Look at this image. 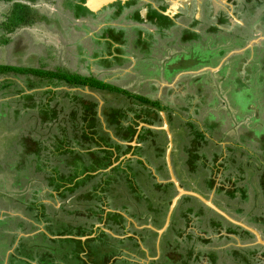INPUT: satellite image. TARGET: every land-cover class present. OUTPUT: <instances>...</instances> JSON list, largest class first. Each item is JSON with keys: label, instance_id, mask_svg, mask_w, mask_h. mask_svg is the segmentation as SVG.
I'll return each mask as SVG.
<instances>
[{"label": "trees", "instance_id": "16d2710c", "mask_svg": "<svg viewBox=\"0 0 264 264\" xmlns=\"http://www.w3.org/2000/svg\"><path fill=\"white\" fill-rule=\"evenodd\" d=\"M4 2L12 3L10 9V20H7L3 23L4 28L9 31V34H12L15 29L24 22V19H27V24L31 23V14H34V11L30 8L39 0H3ZM45 1V0H44ZM84 1V0H82ZM258 6V5H257ZM255 6V8L257 7ZM79 9L78 14H82L81 6H77ZM41 19V18H40ZM8 34V35H9ZM0 43L3 45H9L11 39L8 37L1 36ZM194 64V63H193ZM10 72H15L16 74H31L36 77H40L43 80H56L66 83L68 86L73 88H82L89 87L92 90H96L102 93H111L117 96L123 97L125 101H131L124 106H120L117 109L112 108L111 105L103 109V116L108 128L115 134V136L127 143H131L134 140L136 135V130L139 125V122L145 123L148 125L161 124V117L159 112L166 111L165 107H161L160 101H152V99L142 96L130 94L127 91H123L116 87H113L110 84L104 83L98 80H89L83 77H78L76 75H66L63 72L61 74L50 72V71H41L36 69L25 68L22 69L13 67L11 65H0V75H8ZM32 96L25 97L28 98L27 102H32L29 105L38 108V115L40 116V125L43 128L51 129L53 128L56 131L62 132L61 135H55L50 140H53L51 145H47L43 141H37L36 139H28L26 137H21L17 145L13 148L20 146V148L14 149V153L18 158V167L15 172L18 174L26 173L28 164L30 162H36V160L41 161V157H44L46 164H50V153H55L56 157L65 156V168L63 167L64 173H61L57 168L51 167V172L49 173L47 180V186L54 192L58 193L60 199H65L67 197H73L76 192H79L82 187L87 186L89 182H92L90 189L86 190V193H82L76 197L77 200L84 201H95L101 202L103 199H109L107 197L108 192L115 191V188H111L112 185L121 186L119 193L124 192L123 195H119L120 198H123L126 205L122 206V211L129 214L132 218L140 219L147 225L149 222L157 228H162L164 225L166 215L169 209L172 198L176 195V190L171 183H157L155 178L152 176L151 172L144 166L143 162L135 159H125L121 164L113 167L110 171L104 172L109 169L114 163L118 162L119 158L125 157L127 154L132 153V155H139L143 150L140 147L132 148L130 146H122L115 143L110 136L100 131V121L97 116V107L98 102L95 99H88L83 95H78L75 100L70 101V103H64L62 108L66 106H76L80 109L85 108V112L78 115V111L70 113V118H73V122L76 124L78 117L82 116L81 127H77L75 124L66 128L65 120H62V117L66 114L61 115L60 112H57L56 109L50 108L49 106L42 107L41 103H36ZM111 102V100H110ZM109 104V103H107ZM32 107V109H35ZM61 108V109H62ZM175 112V111H173ZM134 115L132 118H128V114ZM61 115V116H60ZM168 123L170 128L172 127V112H169L167 115ZM189 119H183L182 124L179 123L178 129L183 131L182 136L179 141L178 147L176 150L178 152L179 161L181 163V168L184 172V168L188 170L185 173L190 175L195 173L200 167L204 171V176L199 180L198 189L196 192L201 193L203 196H208L211 190L218 184V188L215 191V197L227 201V207L231 209V202L235 199H239L240 203L243 205L247 202L250 203V196L247 194L246 186H239L237 181H231L230 176L224 177L220 183H217V174L219 170L226 172L231 168L236 167L237 158L233 156V149L231 146L227 147L226 153L227 157L222 158L220 147L211 143L206 138V132L212 133L214 129L217 128V123L210 122L209 125H206L202 130L201 127L194 124ZM138 121V122H137ZM130 123L129 125H125ZM212 136V134H211ZM264 135L258 134V145L257 149L261 147L260 153H256V150L249 152L248 160H252L253 163L257 162V166L263 169L261 174L258 173L256 176V184L260 188L259 196L256 192L252 191L254 199L257 197L260 199L264 205ZM163 137L161 141H158L156 138ZM157 141V143L149 144L148 141ZM28 140V142L26 141ZM138 143H143L145 147H152L154 155H156L158 162L156 167V172L162 177L163 180H168L169 176L167 174V169L165 165V148H166V137L164 133L152 131L151 129L144 128L142 129L138 139ZM147 145V146H146ZM94 148L95 150H91ZM21 149V150H20ZM78 149V150H77ZM148 149V148H147ZM207 149V150H205ZM210 150L212 152L210 153ZM3 156V155H2ZM14 156V155H13ZM33 158H36L35 161H32ZM0 167L10 168V162L5 161L2 157L0 158ZM44 166V165H42ZM50 166V165H49ZM12 170H14V165H11ZM40 168L34 169L36 172H42ZM47 167V166H45ZM236 168H240L237 166ZM45 168L43 167V170ZM98 173V174H94ZM240 179H244L243 173L241 174ZM119 177L117 180L116 178ZM192 179L197 180V178L192 177ZM121 181V182H120ZM226 184L232 185L231 189H226ZM194 189V190H196ZM193 190V191H194ZM152 191L157 192L158 198L157 202H154V205L151 203V198L153 197ZM262 192V193H261ZM123 194V193H122ZM116 196V199L119 198ZM225 196V197H224ZM257 201V200H256ZM189 202L193 204L190 208L183 211L182 203ZM123 203V202H122ZM197 204L198 208L194 205ZM178 211H175L172 216V221L166 232L174 233L176 237H181L182 229L186 228L188 224V214L195 215L197 217L202 216L205 220L200 221L199 228L206 236L218 235L222 230H225L227 235L239 236L241 239L253 240V236L245 230H242L239 227L233 226L223 218L215 214L210 209L203 206L198 200L191 197H184L181 199L178 204ZM39 208V209H38ZM264 211V206L261 207ZM38 209L36 212V218L48 219V215L44 212V205L39 207H34L33 210ZM253 209H250L253 212ZM95 215H101L102 211L98 210L94 212ZM187 213V215H186ZM235 214H243L245 210L243 208L234 209ZM249 216V213H247ZM113 221L116 224L123 225L124 219L119 214H110ZM145 217V220L142 219ZM156 218V219H155ZM185 219V225L181 224L180 219ZM248 223H258L264 224V212H261L260 216L248 217ZM255 222V223H254ZM204 223V226L202 225ZM202 226V227H201ZM66 233V232H64ZM77 236H82L85 231L80 230L76 232ZM106 236L107 235H103ZM153 236H156L153 233ZM192 239V236L188 239ZM200 242L203 245H210L213 240L211 239H202L199 238ZM227 241L230 242V238L227 236H220L218 240L215 241ZM66 243L71 246V253H64V257L61 259L57 256H54L52 253H39L37 256L38 262L40 264H108V262L115 256H120L121 253H82V243L80 241H66ZM65 243V244H66ZM92 241H88L87 245L91 244ZM171 243V242H170ZM168 242V244H170ZM171 246V245H170ZM193 249V246L191 247ZM22 247H20V250ZM259 250H264L262 247L260 249L252 247L249 252V256L244 257V254H241V250H238V253H234L233 256L239 258V264H262L261 258L259 259L258 255L261 254V257L264 256V253H259ZM174 253H163L161 259H159V264H169L174 260ZM179 256L180 264H187V260L190 261V264H197L206 257L210 264H217L218 256L217 253H176ZM228 253L223 254L227 257ZM30 256H35L30 254ZM24 257L23 253H15V255L10 257V262L12 264H25L24 260L21 258ZM39 257V258H38ZM51 257L53 259H51ZM58 258V259H57ZM181 258H184L186 261H182ZM241 258V259H240ZM250 258L252 261L250 262ZM72 263H69L71 262ZM124 261V260H120ZM64 262V263H63ZM118 260L114 264H118ZM124 264H130L125 261ZM179 264V262H178Z\"/></svg>", "mask_w": 264, "mask_h": 264}, {"label": "rangeland", "instance_id": "374dc122", "mask_svg": "<svg viewBox=\"0 0 264 264\" xmlns=\"http://www.w3.org/2000/svg\"><path fill=\"white\" fill-rule=\"evenodd\" d=\"M12 3L4 2L3 0H0V38L2 35L4 37H9L11 39L10 41V48L7 45H3V43H0V65L6 64L14 66L16 68L22 67V69L30 68V66H33V68L39 69L41 71H44L46 69L40 68V67H34L35 63L40 65H46V60H52V65L55 67H63V69H52L53 72L57 71L58 74H61L63 72L66 75H70V67H69V61L71 58V61L73 62L74 54H77L73 48L70 47L69 43H71L72 39H67L65 36H61L58 31L54 28V25L52 23V30H48V28L45 27L43 20L44 19H51V21L57 20L53 16V12L57 13L59 11V2H55V0H39L30 8L32 11H34V14H31V23L27 24V19H24V22L19 24V26L15 29V31L12 34H9L10 32L7 31L3 23L7 20H10V9L12 7ZM58 6V7H57ZM261 7V6H260ZM64 14V13H63ZM65 16H68L65 14ZM42 18V19H40ZM61 22L65 23L66 19L63 17L59 18ZM252 20V19H249ZM59 21V22H60ZM41 22V23H40ZM60 24L62 25V23ZM243 22V21H242ZM77 23V22H76ZM63 27V25H62ZM253 27V24L249 22L247 24V28L251 29ZM68 30V29H67ZM9 34V35H8ZM66 34L71 37L70 30L66 31ZM261 34V33H259ZM247 35L249 37H253V33L247 32ZM263 35V34H262ZM22 36V43H20L19 37ZM64 40L63 41V38ZM229 40V39H228ZM225 42H229V41ZM237 40L235 37L230 38V43L234 42L237 43ZM209 42V40H208ZM208 46L211 47V43H208ZM26 43V44H24ZM27 45L28 48L25 50V53L27 55L34 54L35 56H43L44 54H41L39 52L44 53L46 51V55L43 56V59H26L25 60V53L24 54H17L18 52L21 53V47ZM193 45V43H191ZM43 48H40V47ZM20 47V48H19ZM186 47V45H185ZM24 48V47H23ZM35 48V49H34ZM198 45H195V47L192 49H197ZM47 49V50H46ZM187 52V48H183V55H188L184 60L186 63L187 61L194 62L195 59H198L196 62H200L198 52L193 51ZM38 53V54H37ZM204 53V52H203ZM37 54V55H36ZM206 54H209V51L207 50ZM69 55V56H68ZM29 56V55H27ZM68 56V57H67ZM205 56V55H203ZM210 58L213 56V54L208 55ZM207 56V57H208ZM203 58V57H202ZM177 65L179 63L178 59H175L174 61ZM188 64V62H187ZM50 66V65H49ZM54 67V68H55ZM172 67V68H173ZM69 70H68V69ZM171 66H169V70H172ZM15 73V72H13ZM70 73V74H69ZM33 76L31 74H20L15 76H11V74L8 75H0V158L2 157L5 161L10 162V168L8 167H0V253H2L5 249H10L8 246L9 244V235L6 234L5 227L7 226L10 228V225L12 227L16 226L18 224V220H20L21 217H24V211H26V207H28L29 212L33 211L35 206H40L39 203L44 205V212L47 215H54V217L57 220H63L66 223H69L71 225H78V224H86V220L89 219L88 217L90 214H88V217H86L85 214H82L84 209H86L85 202L81 201L79 202L76 197L79 196L82 193H86L85 191L90 189V186L92 182H89L87 186L82 187L79 192H76V194L64 201L63 205L60 206L58 203H56V199L54 200L52 197H48L47 189L49 187L47 186L48 180L47 177L49 173L51 172V167L57 168L58 171L61 173H64L63 167L65 168V156H59L56 157L55 153H50V159L49 163L46 164V159L44 157H41V161L43 163H40V161L36 160V162H30L29 168H27L26 173L22 174L19 172L18 174L15 172V170L18 169L16 166L18 163V158L14 153V149L17 150V148H20V146L15 147L20 140L21 137H26L28 139H36L39 141L45 142L47 145H51L53 140H50L49 138L55 136V135H61L62 132L59 130L56 131L53 128L46 129L43 128L42 125H40V116L38 115V108H35L30 113H28V110H25L24 113L22 110L25 108V105H27V99H25L23 96V91L27 90L26 86H28L27 80H23L29 78L28 80H32V85L35 86L37 89L39 85H41L42 79L40 77L33 76V79H30ZM229 72L224 71L223 73L216 74L214 76V81H195L194 79L190 80L189 77L184 76L180 79L176 78V84L175 88L178 87L176 90V93H181L182 90L185 91L186 96H175L174 93L169 92L170 87H165L163 91V98L160 97V99L163 101L161 102L162 106H167L168 110L172 112V127L171 130L173 132V143L174 147L172 149V155L173 160L175 163V170H176V176L178 177L179 181L183 182L185 184V187H188L191 190H194L197 188V185H199V180L202 179L204 176V171L199 167L195 173H191L190 175H187L181 169V163L179 161L178 152L176 150V147H178V143L180 141L181 136L183 135L181 130L178 129L179 123L182 124L184 121L183 119H187L188 117H192L193 123L197 126L204 128L206 125H209L210 122L217 123V129L216 131H213L211 134L214 138L217 140L223 139L224 141H227L228 144H230L231 148L233 149V156L237 158L236 165L241 167L240 175L233 179L236 180L238 185L246 186L247 188V194L250 196L249 200L250 203L247 202L245 204H241L239 199H235L233 201H230L231 203V209L227 208L226 210L233 215L236 219L248 224L252 225L253 227H258L261 232L264 231V224H250L247 223V220H249L248 217H259L262 211L263 203L261 201V198L258 197L254 199L253 192H256L259 196L260 188L256 184V176H258V173L261 174L263 172V169L259 166H257V162L253 163L252 160H248L249 158V152H252L256 150V153H260L261 147L257 149L258 145V134H264V108L261 107V103L259 105V100H256V104L259 105V108H257L256 113L249 111L252 109V99L250 97H256L258 98V94H260V91L255 92H248L247 89L245 91H242L241 93H237L239 96L237 97L235 94L236 89V83L234 81H230L231 78H229ZM19 77V80H17ZM136 78V77H135ZM197 83L202 88L199 91L197 89ZM132 85H135L134 83H131ZM241 84L240 82L237 83V85ZM234 87H233V86ZM233 87V89H232ZM118 89H124L125 86H116ZM45 90V89H44ZM44 90L42 91H34L32 95V99L39 104L40 100H42V97L44 95ZM257 90V88L255 89ZM62 92V91H59ZM108 93V92H107ZM21 95V96H18ZM109 94V93H108ZM111 94V93H110ZM156 94V92H154ZM153 94V95H154ZM202 94V95H201ZM247 94L246 96H244ZM135 95H141L139 93H135ZM110 97H107V99L111 100L109 105H113L112 108L115 107H122L124 105L127 106V104L131 101H125L123 97L117 96L115 94L109 95ZM155 96V95H154ZM27 97V96H26ZM187 97V98H186ZM122 99L125 102H118L116 100ZM191 101V102H190ZM246 101L247 103H250L247 108H244ZM26 102V103H24ZM127 102V103H126ZM190 103V104H189ZM255 105V104H254ZM176 106L181 107H189V115H186V113L183 115L181 113L173 112L174 108H177ZM42 107H45L44 104H42ZM32 109V108H31ZM117 109V108H116ZM169 111L166 113L163 112L166 117L169 114ZM21 112V113H20ZM71 112L67 111L65 109V115L62 117V120H65L66 128L68 129L69 126H72L75 124L73 122V118H70ZM80 115V114H78ZM78 120L75 124L77 127H81L82 116H77ZM165 117V118H166ZM183 120V121H182ZM256 120V121H255ZM163 122V120L161 121ZM159 126V125H158ZM161 126V125H160ZM220 128V130H219ZM212 137V138H213ZM26 141V140H25ZM26 142L29 143L27 140ZM21 150V149H20ZM78 150V149H77ZM207 150V149H205ZM208 151V150H207ZM149 152V151H148ZM212 150H210V153ZM209 153V151H208ZM3 155V156H2ZM14 155V156H13ZM36 158H33L32 161H35ZM17 161V162H16ZM2 164V163H0ZM11 165H14V170H12ZM44 165V166H42ZM50 165V166H49ZM38 166H41L42 172H36L34 169L40 168ZM47 166V167H45ZM236 166V167H237ZM43 167L45 168L43 170ZM188 170H186L187 172ZM243 173L244 179L241 178V174ZM192 177L197 178V180L192 179ZM244 184V185H243ZM230 187V186H229ZM121 186H117L115 191H112V198H116V196L123 195L124 198V192L119 193V189ZM230 187L229 189H231ZM198 190V189H197ZM196 192V190H194ZM262 193V192H261ZM115 195V196H114ZM153 197L151 198V203L154 205V202H157L158 194L157 192L152 191ZM126 197V196H125ZM260 197V196H259ZM120 202H124L120 196L119 199H117ZM257 200V201H256ZM214 202H217L214 198ZM218 203H220L223 207L226 208L227 202L224 200H220ZM197 205V204H196ZM236 208H243L245 210V213L243 214H235L234 209ZM253 209V212L250 211V209ZM79 211L80 214L74 213ZM28 212V211H26ZM69 212H72L71 215L68 214ZM249 213V216L247 215ZM20 217V218H19ZM142 219L145 220V217H142ZM39 241V240H38ZM40 242V241H39ZM170 243V242H169ZM225 243H229L227 241L221 240V241H214L212 244L208 245L207 247H212L214 249H222V248H229ZM252 243V241H251ZM234 244V243H233ZM243 244V243H242ZM247 244V241L246 243ZM254 244V242H253ZM254 247L260 249V246L253 245ZM171 250L174 252V262H179V256L176 254L177 252L180 253V249L178 244L173 246L171 242ZM176 247V248H175ZM235 247V245H234ZM240 248V247H237ZM224 249V250H225ZM243 249V248H242ZM242 249H238L241 250ZM179 250V251H178ZM6 252V251H5ZM70 248L67 249L66 253H70ZM170 253V252H169ZM220 256L224 259V261L227 264H234L231 259L224 256L222 253L226 252H219ZM218 253V254H219ZM259 253H261V250H259ZM5 253H3L4 256ZM25 254V253H23ZM34 254L35 257L39 256V253H30ZM54 256L59 257L60 259L64 257V253H52ZM8 253V257H9ZM1 256V255H0ZM10 258V257H9ZM39 258V257H38ZM221 258V261L223 260ZM58 259V258H57ZM63 259V258H62ZM1 263H5V260L0 261ZM125 262V261H123ZM69 263H72L69 262ZM7 264H12L10 262V259ZM119 264H124L122 262H119Z\"/></svg>", "mask_w": 264, "mask_h": 264}, {"label": "crops", "instance_id": "0c3cea01", "mask_svg": "<svg viewBox=\"0 0 264 264\" xmlns=\"http://www.w3.org/2000/svg\"><path fill=\"white\" fill-rule=\"evenodd\" d=\"M216 1H217V3H216ZM185 2H187V4H190V5H192V3L195 2V5L192 8L193 12L188 15L190 22L192 24L194 23L195 25H198L199 23L204 22L203 24H205L207 26L206 29H204V27L199 26L200 31L195 30L193 28L186 29L187 31H185L187 34V39L190 40V42L193 43L194 46L198 45V48L194 49L193 51L198 52L200 62H196L198 59H195L194 62L187 61L188 62V64H187V62L185 63L184 60H185L186 56H187V59L189 56L185 55L184 56L185 58L184 57L181 58L184 60L180 62L182 64L179 67V71H181L182 73H179V71H178V75L176 74L172 78H171V76L159 77V78L158 77L153 78L152 76L148 77V75H147L148 72L144 71L147 69L146 68L143 69V67H145V61L144 60L148 59L147 56L150 55V52H148L147 50H145L143 48L133 46V47H130L127 51L123 50V52H121V50H120L118 52V56L115 54V52H116L115 50L114 51L108 50V54L103 55L105 60H109V62H107V65H109L110 63H114L113 62L114 58L117 59V62L120 63L122 58L127 57L129 60V63H127V61H126L127 64L124 67V69H126V72H125L126 74L132 73V71H133L129 67H132L134 69L136 67L142 68V70L137 73L138 74V76L136 77L137 80L134 84L136 85V88H140L142 90V94H141L142 96H146V97L152 99V101H161L160 97L163 96L162 93H163L165 87H170L169 92L175 94L177 92L176 89L178 88V87H176V88L174 87L176 84V82H175L176 78L179 77L178 79H180L182 77V75L189 77L190 80L194 79L195 81L204 80L205 82L206 81L210 82V81L215 80L214 76L216 74L218 75L219 73H223L224 71H227V72H229V75H230L229 78H231L230 81H234L236 83L235 85L237 87L235 89V94L237 97L239 96L237 93H241L242 91H245V89H247V91L250 93L251 92L257 93L260 91V94H258V98L250 97L252 99V101H254V102H252L253 104H251L252 109H250V107H249V111L256 113L257 108H259L260 103H261V107L264 108V40H261V41L256 42V43H252L253 40L258 39L261 36L264 37V35L259 34V35H255L256 37L255 36L249 37L248 35L245 34V35H243V38H245L244 44H235L234 42L230 43V38H233V37L230 36L229 34L227 35L228 30L227 31L224 30L222 26L219 27L218 23L215 22L216 17H218L217 12L219 10V4L222 3L220 0H209L210 5H211L209 12H212V8H213L214 13H209V12L207 13L206 12L207 14L205 13V15H202V9H201L202 0H185ZM182 3L183 2L180 0H174V2H173V7L175 9L174 12L177 11L180 4H182ZM244 3H245V5L243 4V2H240L239 4L249 8V11H251V12H255L256 9L258 8V7H256V8L254 7V5L256 3L255 0H253V1L252 0H250V1L245 0ZM248 5H250V7ZM217 6H218V8H217ZM230 14L232 15L231 12H230ZM219 18H220V20H219V22H220L222 16H220ZM59 21L60 20L51 21V19H47V20L44 19L42 23H44L45 27L48 28L49 31L52 30V29H50V27L52 26V23H53L56 31H58V33H60L61 36L63 35L66 37V35H65L66 31L70 30V28H68L69 24H67L66 21H65V23L60 21L63 25V27H62V25L60 24ZM75 21L77 22V20H75ZM212 21H214L215 24L211 28V25L213 23ZM86 24L89 25V23L87 21H86V23L83 22L82 26L83 27L85 26V28L81 27L80 29L76 25H73V28L81 30V31H79L80 37L84 38V39L92 36V32H89V28ZM208 27L210 28V30H208ZM213 28H214V31L216 30V31H219L221 33L223 32V34H222L223 39L221 38V40H220L217 37H215L216 33L211 30ZM202 30H204V31H202ZM211 31L214 34L213 36H210ZM224 35H226V36H224ZM19 39L21 40L20 43H22V40H23L22 36L19 37ZM62 39H63V41H65L64 37ZM208 40H209V42H208ZM227 40L229 42H225ZM82 41H83V43L85 42L84 40H82ZM207 42L211 43V47L208 46ZM24 44H26V43H24ZM7 46L10 47V44ZM23 47H21V48L19 47L21 49V51H20L21 53L18 52L17 54H24L25 53V50H27L28 46L25 45ZM10 48H12V46ZM40 48H43V47H40ZM73 49L76 50L77 54H74V57H72L73 62L71 61V58H70V61L68 63L69 67H70V73L72 75H76L78 77H82L80 75H83V73H85L86 76H84L83 78H86L89 80H94L93 75H96L95 73H97V71H96L97 68L94 67L92 70L90 68V66H93V64H91V62H89L88 58H85V57L82 58L83 55H80V53L77 51L76 48L73 47ZM82 50L84 51L85 49H82ZM207 50L209 51V54H213V56L211 58L208 56L209 54H206ZM39 53L44 54L43 56L46 55V51L44 53H42V52H39ZM27 55H29V56H27ZM27 55L25 53V57H26L25 60L28 58H30V59H33V58L43 59V56H41V55H40V57L39 56L37 57L34 54H32L30 56V54H28V53H27ZM203 55H205V56H203ZM105 60L103 59V62H106ZM46 62H47L46 65H40V64L35 63L34 67L44 68V69H46L44 71H50V72H53L52 69H63V67L60 68V67H57V66L55 67L54 65H52V64H54V63H52V60H46ZM3 65H6V64H3ZM29 69H36V68H33V66H30ZM36 70H39V69H36ZM109 72L113 75H115L117 73L116 68L110 69ZM54 73H57V71H55ZM89 73H94V74L90 75ZM10 74H11V76H13V78H14V75L15 76L20 75V74H16L13 72L12 73L10 72ZM30 77H31L30 79H33V76H30ZM17 78H18L17 80H19V77H17ZM28 79L29 78H27V79H25L24 77L22 78V81L27 80V82H28V86H26L27 90L23 91V94H24L23 96H25V97L27 96L29 98L30 96L33 95L34 91H42L45 89L43 92L44 95L42 97V100H40L39 103L44 104V106L46 108L49 106L50 108H54L56 110L58 109L57 112H60L61 115H63L65 113V109L71 113L75 112L76 110L78 111V114L85 112V108L80 109L76 106H66L65 108H62L64 103H67V104L70 103V101L75 100L78 95H83L85 97H88V99H95L98 102L97 116H98L99 121H100V131L105 132V133H109V131L111 132L110 128H108L106 125V122H105V119H104V116L102 113L104 108L110 106L109 104H107V103H110V99L108 100L107 97H110L109 95H111V94L102 93V92H99L96 90H92L89 87H82V88L74 87L73 88L72 86H68L64 82L56 81V80L48 81L46 79L45 80L42 79L41 85H39V87L36 89L35 86L31 84L32 80L30 81ZM239 82L241 84L237 85V83H239ZM104 83H107V82H104ZM109 84L110 85L114 84L113 86H115V87L118 86L117 83H113V84L109 83ZM201 86H202V84H201ZM201 86L197 83V89H199V91L202 88ZM233 87H232V89H233ZM256 88H257V90H255ZM59 91H62V92H59ZM154 92H156V94H154ZM246 95L247 94H245L244 96H246ZM18 96H21V95L18 94ZM175 96H177V97L178 96H186V94H185V91L182 90L181 93H176ZM28 98H27V100H28ZM99 100L102 101V104L99 103ZM256 100L260 101L259 105L256 104V102H257ZM116 101H118L120 103L125 102L122 99H118ZM24 103H26V102H24ZM29 103L32 104V102H29ZM29 103H27V105L24 104L25 108L22 110L23 113L25 110H28V113H30L32 110H34L31 108L32 107L35 108V107L29 105ZM244 103H245L244 108H247V106L250 105V103H247L246 101H244ZM161 106H162V104H161ZM111 107H113L112 104H111ZM162 107H165L167 110L159 112L160 117H161V113H163V112L166 113L167 111H169L167 106L164 105ZM176 107L177 108L173 109L176 113L179 112L183 115L186 113V115H189V112H188L189 107H184V106L183 107L176 106ZM115 108H118V107H115ZM133 116L134 115H132L130 113L128 114L129 119H133L132 118ZM189 118L190 117H188L187 119H189ZM139 123H141V122H139ZM129 124L126 123L125 125H129ZM201 129L203 130L204 128H201ZM216 129H214L213 131H216ZM219 130H220V128H219ZM205 134H206V138L211 143L218 145L220 147L222 158L225 159L228 156L226 153V150H227V147L230 146V144H228L227 141H224L223 139L217 140L216 138L211 136V134L208 132H206ZM108 135L110 136V134H108ZM110 138H111V136H110ZM37 141H39V140H37ZM113 141L115 142V140H113ZM115 143H117V142H115ZM117 144H119V143H117ZM120 145H122V144H120ZM123 146H126V145H123ZM91 150L93 151L95 149L92 148ZM156 157L157 156L153 155V154L143 156V160L146 163V165H145V163H143V164L151 172L153 177H154V175H153L152 170L154 171L155 174H157V176L160 180H163L162 177H160V175L156 172V167H158V165H157L158 159ZM123 158L124 157H122L118 160L119 164H121L124 161ZM126 159H128V158H126ZM129 159H133V158H129ZM171 159H172L173 168L175 169V163L173 160V155L171 156ZM241 170H240V168L238 169L236 167L231 168L229 171H226V172L219 170V172L217 174V178H218L217 183H220L222 181V179L224 177H227V176H230L231 181L235 182L233 179H236L240 175ZM174 171H175V175H176V170H174ZM104 172H107V171H104ZM94 174L96 175L98 173H94ZM156 179L157 178H155V180ZM177 179H178V177H177ZM163 181H165V180H163ZM229 186L232 187V185L226 184V189H229L230 188ZM47 192H48L47 193L48 197H52L54 200L56 199V203H58V205H60V206L63 205L64 201L69 199V197H67L65 199H60L58 197V193L52 191L51 189H47ZM111 199H116V198L113 197L110 199H103L101 202L78 200L79 202L83 201L86 204H88V205H86V209H84L85 211H83L82 214H85L86 217H88V214H90V216L88 217L89 219L86 220L87 221L86 224H78V225H71L69 223H66L63 220H57L54 217V215H52V216L48 215V219H44V220L40 219V218H36V214L38 213L36 211L39 208L29 212L28 207H26V211H28V212L24 211V217H21V218L19 217L20 220H18L19 222L16 226L12 227L10 225V228H8L7 226L5 227V229H6L5 231H7V229H9L11 234H14L15 236H17L18 242H16V244H15L14 243L15 240L13 242L11 241L10 245H9L10 249H5L2 253H0V255H1L0 261L5 260V263L0 262V264H7L9 259H10L9 257L15 255V253H25L24 257L21 258L22 260H24L25 264H40L38 262L37 256L31 257L30 253H50V252H52V253H66L68 248H70V250L72 252L73 248L71 246H69L68 243H66V241H68V240L80 241L82 243V247H81L83 250L82 253H103L104 251H105V253H108V254L128 253V257H126L124 259V261H127L131 264H150L151 261L157 259L161 255V254L159 255V253H168L169 251H171L172 247L170 246V244H168V242H170L171 239H170L169 234L166 233L167 230L160 237L159 243H157V241H158L157 233H155L152 230L151 231L154 232V234L156 236H153L152 242L149 243L150 245L148 243L147 244L140 243L142 241V236H141V233H139V232L141 230H143L144 229L143 227H146L147 225L144 222L143 223L139 222V220L141 221L140 217H139V220H137V219L132 218L126 212L121 211L122 210L121 207L126 205V204L118 201L117 199H119V198H117L114 201L115 203H112ZM39 204L42 205L41 203H39ZM116 205L120 206V208L116 207ZM35 207H39V206H35ZM98 210H101L102 214L96 216L94 212H97ZM116 210H119V212H117ZM71 213L72 212H69L68 214L71 215ZM74 213L81 215V212H79L77 210ZM121 213L126 215L128 218H132L131 219L132 221L127 222L128 227L126 228V230H125L124 223H123V225L116 224V222L113 221L111 216H110V214H119L123 217V219L125 221H127ZM172 216H173V214H172ZM172 216H171V219H172ZM149 226H151V225H149ZM154 228L159 229L157 227H154ZM81 229L84 230L85 233L82 236H77L76 232L80 231ZM129 229H133V230H129ZM64 232H66V233H64ZM223 233L224 232H222V234ZM222 234L221 235L220 234L212 235L210 237L215 239V240H218L220 238V236H224ZM101 235H107V239H108V241L111 240V243H109V245H106L105 247H99V243L95 242L94 240L98 239V236H101ZM200 236H202V235L200 234ZM227 237L230 238L231 240H233L232 235L227 236ZM83 238H86V240L83 241ZM19 241H21L22 243L20 244ZM88 241H92V243L87 245ZM112 244H114L115 248L112 247ZM20 247H22L21 250H20ZM237 247H239V246L237 245ZM3 253H5L4 256H3ZM8 253L10 254L9 257H8ZM148 253H151V255ZM154 253H155V255H153ZM259 256L260 255H258V257ZM51 259H53V258L51 257ZM121 259H123V258L115 259L113 257L108 262V264H114L116 260L120 261ZM121 262H123V261H121ZM55 264H57V263H55ZM262 264H264V262H262Z\"/></svg>", "mask_w": 264, "mask_h": 264}, {"label": "flooded vegetation", "instance_id": "af4514ba", "mask_svg": "<svg viewBox=\"0 0 264 264\" xmlns=\"http://www.w3.org/2000/svg\"><path fill=\"white\" fill-rule=\"evenodd\" d=\"M56 1L60 3L59 4L60 6L59 7L57 6L59 8V11L57 13L53 12V16L57 20H60L59 19L60 17H63L66 19V23L69 24L68 28H70L71 37H69V35L66 33H65V35H66L67 39H69V38L72 39V41H71V43H69V45L71 48H73V47L76 48L77 51L80 53V55H83L82 58L83 57L88 58L89 62H91V64H93V66H90V68L92 70L94 67L97 68L96 69L97 73H95L96 75H93V78L95 80H98V81L107 82L108 84L109 83H112V84L117 83L118 86L123 85V86H125V88L124 89L122 88L121 90L127 91L130 94H135V93L142 94V90L140 88H136V85L131 84V83L136 82L137 78H135V77L138 76L137 73L140 72L142 70V68L136 67L137 69L136 68L134 69L132 67H129L133 71H132V73L126 74L125 73L126 69H124V67L127 63H129V60L127 57L122 58L120 63L117 62V59L114 58L113 59L114 63H110L109 65H107V62H109V60H105L103 55L108 54V50H113V51L115 50L117 52V53L115 52V54L118 56V52L120 50H121V52H123V50L127 51L130 47H133V46L143 48V49L147 50L148 52H150V55L147 56L148 59L144 60L145 61V67L142 66L143 69H145V68L147 69L144 71L148 72V74H147L148 77L152 76L153 78H156V77L159 78V77L171 76V78H172V77H174V75H176V74L178 75L179 67L182 64L180 62L184 60V59H181L184 57V56H182L183 55V48L188 49V51H185V53L187 54V52H191L193 50L192 47L193 48L195 47L194 45H191L190 40L187 39V34L185 32V31H187L186 29L193 28L195 30H199L200 27H204V29L207 28V26L205 24H203L204 22L199 23L198 25H195L194 23H193L194 24L193 25L190 22L188 15L193 12L192 8L195 5V2H193L192 5H190V4H187V2H185V0H180L183 3L180 4V6L176 12H174L175 9L173 7V2L171 0H127L125 2L117 1L114 3L106 4V5L104 4L102 6L97 7L96 9L88 8L86 5L87 0H84V1H82V0H55V2ZM220 1L222 3L219 4V10L217 12L218 17H216L215 22L218 23L219 27L222 26L224 30H226V31L228 30L227 35L229 34L233 38L235 37L236 39H238L237 40L238 44H244L245 38H243V35H245V34L247 35V32L253 33L254 36L259 35V33L264 35V0H255L256 3L254 5V7L258 5L257 6L258 8L256 9L255 12H251V11H249V8L239 4L240 2H243V4L245 5V3H244L245 0H241V1L240 0H220ZM216 3H217V1H216ZM77 6H81V8L83 9L82 14H78L79 9H77ZM248 6L250 7V5H248ZM210 8H211V5H210L209 0H202V3H201L202 15H205L206 12L208 13ZM217 8H218V6H217ZM213 10L214 9L212 8V12H209V13H214ZM230 12L232 13V15L230 14ZM65 14L68 16H65ZM220 16H222V18H221V21L219 22ZM249 19H252V20H249ZM75 20H77V23ZM86 21L89 23V25L88 24H86V25L89 28V32H92V36L84 39V38L80 37L79 31H81V30L73 28V25H76L80 29L81 27H83L82 26L83 22L86 23ZM212 22L213 23L211 25V28L215 24L214 21H212ZM249 22H251V24H253V27L251 29L247 28V24ZM83 28H85V26ZM208 30H210L209 27H208ZM211 30L214 31V28ZM202 31H204V30H202ZM212 31L210 33V36L214 35L212 33ZM214 32L216 33L215 37H217L220 40H221V38L223 39V35H222L223 32L221 33V32L216 31V30ZM224 36H226V35H224ZM82 40H84L85 42L83 43ZM185 45H186V47H185ZM82 49H85V50L83 51ZM103 59L106 62H103ZM175 59H178L179 63L177 65H174V67H173V64H175L174 63ZM126 61H127V63H126ZM169 66H171V68L173 67L172 70H169ZM112 68H116L117 73L115 75H113L109 72V70ZM179 73H182V72L179 71ZM89 74L92 75L94 73H89ZM80 76L84 77L86 75H85V73H83V75H80ZM182 77H184V76L182 75ZM113 87H115V86H113ZM160 102H163V101L161 100ZM165 117H166V115H165ZM162 120L163 119L161 117V121ZM166 121L168 122L167 117H166ZM160 125L162 126L163 122H161ZM160 125L158 126V124H154L151 126L161 127ZM142 129H144V128H142ZM142 129H141V131H142ZM141 131L138 133V131L136 130L135 137L137 136V139H138ZM152 131L159 132V130H152ZM170 131L173 134L171 129H170ZM160 132L161 133L163 132L165 137H166V134L164 131H160ZM107 134H110L111 139H112V135H113V137L117 138L115 136V134L113 133V131H111V132L109 131V133H107ZM135 137H134V140H135ZM162 138L163 137H159L156 139L158 141H161ZM150 140L151 141H148V143L150 145L153 144V142L157 143V141H153V139H150ZM166 140H167V137H166ZM121 142H123V141H121ZM125 143H127V142H125ZM136 143L139 145L137 147L142 148L143 150H145V152L143 153V151H142L139 155H136V156L132 155V153H129V154L134 156L133 159H135V161L140 160L143 163H145L143 160V156L152 155V154L154 155V153L151 152L152 147H145L143 143H138L137 140H136ZM130 147H132V146H130ZM166 147H167V143H166ZM173 147H174V143H173ZM132 148H136V147H132ZM165 152H166V148H165ZM145 165H146V163H145ZM167 174H168V172H167ZM118 178L119 177H117L116 180ZM217 181H218V178H217ZM180 183L185 189L191 190L188 187H185V184H183V182L180 181ZM218 186L219 185L216 184V186L211 190V192L208 196H210L212 194V192L214 191L213 192V202H214V198H215V200L217 202H214V203L218 207H220L221 209H223L224 211H226L228 214L231 215V213L226 210L228 208L227 204H226V208L223 207L220 203H218L220 201V199L215 197V191L218 188ZM113 187L116 189L117 186L114 184V185H112L111 188H113ZM196 191H197V189H196ZM112 196H113V194L111 191L107 193V197L109 199L112 198ZM208 196H205V197H208ZM181 199H180V201H181ZM111 200H112V203H115L114 201L116 199H111ZM120 200H121V198H120ZM180 201L178 202V204L180 203ZM194 205L197 208L199 207L196 204H194ZM191 206H193V204H191L189 202L182 203L183 211L190 208ZM116 207L120 208V206H117V205H116ZM178 208L179 207L177 205L174 212L178 211ZM116 211L119 212V210H116ZM186 215H187V213H186ZM187 216H188L189 222H188L186 228L182 229L181 237L178 238L175 236L174 233L166 232L169 234L170 239H171L170 242H172L173 246L178 244L179 249L181 248L180 253H182V255L184 253H186V254L187 253H195V254H197V253H217V256H218L217 264H227L222 257H219L220 256L219 252H226V253H228L227 258L232 260V261H230L231 263L233 262L234 264H239V261H238L239 258H236L237 256H233V254L238 253V249L243 248L241 254H244V257L248 258L249 252L251 251L252 247H254L253 242L255 241V239H253V240H250V239L247 240V238L241 239L239 236L232 235L233 240H230L229 243H225V244H227L226 248H227V246L229 247L227 249L222 248V249L217 250V249H214L212 247H207L208 245H203L200 242V240H198V239L199 238H202V239H208L209 238V239L213 240V242L215 241V239L211 238L210 236H206L203 233V231L198 229L200 226L199 222L204 221L205 219L202 216L197 217L194 214L193 215L188 214ZM231 216H233V215H231ZM130 219H132V218H130ZM185 219H183V218L180 219L181 224L185 225ZM138 220H139V218H138ZM128 221L129 220L124 222L125 230L128 227L127 226ZM139 222L143 223L142 220L141 221L139 220ZM149 225L153 226L152 223H150V222H149ZM149 225L147 224V226H149ZM202 225L204 226V223ZM249 226L253 227L252 225H249ZM153 227H155V226H153ZM168 228H167V230H168ZM253 228L256 229L258 231V233H260V235L264 239V231L261 232V230L258 227H256V228L253 227ZM129 230H133V229H129ZM222 232H224V233L222 234ZM139 233H141V236H142V241L140 243H144V244L148 243L149 244L152 242L154 232H152L150 229L144 228ZM6 234L9 235V244L7 247H9L11 241L13 242L15 240L14 241L15 244H16V242H18L17 236H15L14 234H11L9 229H7ZM200 234L202 236H200ZM221 234L224 236H231V235H227L225 230H222L220 232V235ZM190 235L192 236L191 240H190V238L188 239V237H190ZM94 241L99 243V247H105L106 245H109V243H111V240L108 241L107 237H105L103 235L98 236V239H96ZM246 241H247V244H244V243H246ZM251 241H252V243H251ZM19 243L21 244L22 242L19 241ZM170 245H171V243H170ZM234 245H235V247H234ZM237 245L240 248H237ZM192 246H193V249L191 248ZM257 246H260L264 249V246H261V245H257ZM112 247H114V244H112ZM169 252L174 253V252H172V250ZM50 253H52V252H50ZM103 253H105V251ZM177 253H179V252H177ZM261 253H264V250H262ZM148 254L151 255V253H148ZM162 254L163 253H159L160 256L157 259L151 261L150 264H159V259H161ZM222 254H225V253H222ZM153 255H155V253ZM259 255H260L259 259L261 258L262 262H264L263 261L264 256L261 257V254H259ZM126 257H128V253H121L120 256H115L114 258L115 259L123 258L121 260H124ZM221 258L223 259L222 261H221ZM181 259H182V261H186L184 258H181ZM178 261L180 264V259ZM251 261H252V259L250 258V262ZM119 262H121V261H119ZM169 264H178V262H174V260H172V262H170ZM181 264H183V263L181 262ZM187 264H190V261L187 260ZM197 264H210V263H209L208 259L206 257H204L202 259V261L197 263Z\"/></svg>", "mask_w": 264, "mask_h": 264}, {"label": "water", "instance_id": "95a60500", "mask_svg": "<svg viewBox=\"0 0 264 264\" xmlns=\"http://www.w3.org/2000/svg\"><path fill=\"white\" fill-rule=\"evenodd\" d=\"M117 1H119V2H125L127 0H87L86 1L87 2L86 5H87L88 8H94V9H96L97 7L102 6L104 4L106 5V4L114 3V2H117ZM171 1L174 2V0H171ZM261 40H264V37L261 36L260 38L253 40L252 43H256V42H259ZM99 103L102 104V101L99 100ZM161 117L163 119V125L161 127L151 126V125H148V124H145V123H140L139 126H138V128H137V131L139 133L142 128H147V129H151V130H159V131H164L165 132L166 137H167V147H166V152H165L164 160H165L167 172H168V175H169V179L167 181H162V180H160L158 178L157 174H155L152 169L151 170L153 172L154 177L157 178L156 181L158 183H171V184H173V186H174V188L176 190V195L171 200V203L169 205V209H168V212H167V215H166V219H165V223H164L163 227L160 228V229H155L152 226H146V227H143V228H148V229L154 231L155 233H157V235H158V241H157V243H159L160 237L162 236V234L167 230V228L170 225L171 216H172L175 208L177 207L178 202L180 201V199L183 198V197H192V198H195L196 200H198L203 206H205L206 208H208L211 211H213L215 214H217L218 216H220L221 218H223L225 221H227L231 225L236 226V227H239V228L247 231L248 233H250L254 237V239H255L253 245H261V246H264V239L262 238V236L260 235V233H258V231L256 229H254L253 227L247 225L246 223H244V222L236 219L235 217L231 216L230 214H228L226 211H224L223 209H221L220 207H218L213 202V192L214 191L212 192V194L210 196L205 197V196H203L202 194H200L198 192H195L193 190L185 189L181 185V183L179 182V180L177 179V177L175 175L174 168H173V165H172V159H171L172 149H173V136H172V133L170 131L169 124L166 121L165 114L164 113H161ZM112 139L115 140V142H117L119 144H122V145L132 146V147L139 146L136 143L137 136L135 137V140L132 143H124V142H121L118 139L114 138L113 135H112ZM125 158H128V159L129 158H134V156H132L131 154H128L123 159H125ZM118 164H119V162L114 163L106 171L111 170L113 167L117 166ZM122 215L127 220L132 221L126 215H124V214H122ZM84 240H86V238H83V241Z\"/></svg>", "mask_w": 264, "mask_h": 264}]
</instances>
